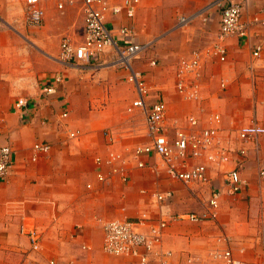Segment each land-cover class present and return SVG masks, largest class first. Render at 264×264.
<instances>
[{"label":"crops","instance_id":"obj_1","mask_svg":"<svg viewBox=\"0 0 264 264\" xmlns=\"http://www.w3.org/2000/svg\"><path fill=\"white\" fill-rule=\"evenodd\" d=\"M57 1L42 0L41 26L15 27L12 23L21 17L25 0H0V146H10L14 160L10 175L0 180V264H140L134 258L102 251L104 223L144 214L159 218L160 209L151 195L157 191L174 194L169 201L173 215L202 213L209 187H188L170 179L153 156L144 161L156 165L155 171L133 168L123 182L110 166L103 165L106 180L98 179L96 159L106 160L110 152L130 158L133 148L149 142L148 126L139 110L127 111L137 97L127 70L105 66L102 58L89 67L59 60L62 39L75 41L73 31L78 25L82 38L75 42L83 41L85 23L80 2L61 11ZM212 1L162 0L160 4L140 0L134 18L124 12L110 17L108 23L117 30L132 28L135 43H150L134 67L145 73L155 91L153 98L161 90L170 135L188 129L189 117L198 118L204 127L212 125L215 114L220 117V140L232 152L233 163H210L203 156L201 162L208 166L212 185L224 189V172L236 164L246 182L238 195H223L220 227L212 222L171 220L158 251L170 252L171 264H225L211 253L223 231L243 264H264V178L260 175L264 135L245 142L239 137L242 127H264V48L258 61L253 63L252 58V47L262 40L264 28L255 27L247 39H227L226 62L205 58L200 101H187L176 88L155 81L158 72L177 71L183 60L196 51H209L218 41L222 6L206 9ZM235 1L242 3L245 21L264 7V0ZM182 2L191 5V11L202 12L191 14V22L178 27L176 7ZM241 42L243 49L237 47ZM58 75L63 83L54 93L42 95V87ZM21 98L28 100L27 109L15 107ZM43 142L51 145L50 152L33 160L34 145ZM242 149L245 156L239 154ZM131 161L134 166L136 160ZM204 191L206 198L200 203L197 198ZM22 225L40 231L38 251L21 234ZM149 264H160L159 257H151Z\"/></svg>","mask_w":264,"mask_h":264},{"label":"built area","instance_id":"obj_2","mask_svg":"<svg viewBox=\"0 0 264 264\" xmlns=\"http://www.w3.org/2000/svg\"><path fill=\"white\" fill-rule=\"evenodd\" d=\"M81 3L84 16L85 36L84 40L76 43L70 37H64L60 44L59 60L66 65L75 64L78 67H89L94 61L102 58L101 64L125 69L129 72L128 80L134 85L137 97L128 107L132 113L139 110L146 118L149 142L133 148L130 158L123 157L116 152H110L107 159L98 157V179L105 181L102 173L103 165L110 166L112 174L121 176L123 182L128 181L129 171L133 168L156 170V165H150L144 161V157L153 156L165 167L170 179L179 181L183 185L209 187V197L202 213H185L173 215L169 210V201L174 194L168 192H153L151 195L160 209V217L142 215L133 220H110L104 223L103 250L106 254L119 257H130L140 264H149L151 257H159L160 264H171L170 252H159L162 237L171 220L187 221L190 223L212 222L220 227L219 213L223 195H238L246 185L238 170V164L228 167L224 172V189L212 185L208 176V166L201 162L203 156L210 163H218L230 166L233 163L232 152L220 140V117L215 114L214 122L209 127L200 125V120L195 117L188 118L189 128L177 129L174 135L168 133L166 126L167 105L160 95L153 98L151 88L145 78V73L136 69L134 63L142 58L148 44L135 43L134 32L130 27L115 29L109 26L110 17L126 13L132 19L140 0H58L57 7L63 11L67 6H75ZM222 6L220 36L218 41L207 52H194L193 55L183 60L176 71L177 92L187 101L201 100L202 70L205 58L213 57L220 62L227 60V47L225 41L230 37L247 39L251 36L255 27L264 28V7L259 15L251 20L243 18V5L235 0H214L206 9ZM24 22L27 26L39 27L43 24L45 11L42 0H25ZM178 27L191 22V17H179ZM264 48V34L262 40L252 47L253 63L261 58ZM109 56V61L104 60ZM156 66V61H151ZM63 83V78L58 75L51 78L41 89L42 95H49L56 91L58 85ZM224 86V85H223ZM19 110L27 109L28 100L21 98L15 103ZM63 116H67L64 114ZM264 135V127L252 124L242 127L239 131L240 139L245 142L251 137ZM71 136H75L71 134ZM107 136H110L107 133ZM110 139L112 137L110 136ZM51 145L48 143H36L33 147V160L39 155L48 154ZM241 155L246 150L240 151ZM136 160L132 166L131 159ZM14 166L13 150L8 145L0 146V180H5ZM264 178V171L260 173ZM142 190L141 193H146ZM21 234L27 236L33 251H38L41 246V233L35 227L21 226ZM216 244L212 249V255L221 259L225 264H243L236 257L232 240L225 232H220ZM50 264H55L51 261Z\"/></svg>","mask_w":264,"mask_h":264},{"label":"rangeland","instance_id":"obj_3","mask_svg":"<svg viewBox=\"0 0 264 264\" xmlns=\"http://www.w3.org/2000/svg\"><path fill=\"white\" fill-rule=\"evenodd\" d=\"M149 2H156V3H160L162 0H148ZM187 1H190V0H187ZM50 3V2H49ZM161 4V3H160ZM209 5V4H208ZM207 5V6H208ZM192 6L190 5H188L187 3H181V6L180 7H176V11L178 12L177 13V15H176V23H178V19H179V17L180 16H182V17H191V16H193V15H191V14H198V13H201L202 12V10H199V11H191L190 9H192L191 8ZM191 11V12H189V14H188V11ZM187 13V14H186ZM18 15H21V17H18L17 19L18 20H15L13 23H12V25H14L15 27H18V26H21V25H25V22H24V15H23V10H22V12H21V14H18ZM190 15V16H189ZM181 27H183V26H181ZM78 25H76L75 26V30L73 31L75 34H73V36H74V40L75 41H79V40H81V38H82V34H81V32H78ZM144 33H145V31H144ZM243 43L241 42V43H239V46H237L239 49H243ZM148 49V48H147ZM35 51L37 52V50L35 49ZM145 54V53H144ZM143 54V55H144ZM142 55V56H143ZM109 60H111V59H108L107 61H109ZM138 61V60H137ZM175 72H176V70L175 71H167L166 73H165V75H163L162 73H160V72H158V74L157 75H155V78L157 79V80H155L156 82H164L166 85H167V88H171V89H173V90H175V82H176V77H175ZM151 83V82H150ZM152 85V84H151ZM153 86V85H152ZM154 90H155V88H153ZM156 91H159L158 93H157V95L158 96H160V92H161V90H156ZM153 92H155V91H153L152 90V93ZM156 95V96H157ZM124 119L126 118V116H125V114H124ZM207 194V193H206ZM206 194H205V191H204V193L202 194V196L200 197V198H197V201L198 202H200V201H205V198H206ZM201 203V202H200ZM203 204V203H202ZM204 206V205H203ZM204 208H205V206H204ZM194 211H200L201 212V210H202V208L200 209V210H197V209H193ZM223 216L224 217H226V215H224L223 214Z\"/></svg>","mask_w":264,"mask_h":264},{"label":"bare ground","instance_id":"obj_4","mask_svg":"<svg viewBox=\"0 0 264 264\" xmlns=\"http://www.w3.org/2000/svg\"><path fill=\"white\" fill-rule=\"evenodd\" d=\"M241 151V150H240ZM240 154V153H239ZM241 155V154H240ZM246 155V154H245ZM245 155H241V156H245ZM241 176V175H240Z\"/></svg>","mask_w":264,"mask_h":264}]
</instances>
